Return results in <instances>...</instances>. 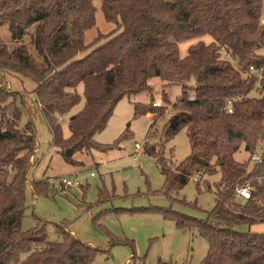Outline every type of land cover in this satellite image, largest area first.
I'll return each mask as SVG.
<instances>
[{
    "label": "trees",
    "instance_id": "16d2710c",
    "mask_svg": "<svg viewBox=\"0 0 264 264\" xmlns=\"http://www.w3.org/2000/svg\"><path fill=\"white\" fill-rule=\"evenodd\" d=\"M99 2L104 19L118 31L88 49L83 34L94 24L92 0H0V80L8 76L34 82L51 144L68 164L75 163L76 153L116 148L121 139L103 145L93 136L105 127L122 97L150 90L156 81L167 103L172 101L167 89L179 86L182 93L176 105L173 101L176 108L162 135L167 140L184 127L190 154L170 172L161 156L148 147L143 150L164 174V192L181 188L194 176L218 172L215 204L204 219L169 207L155 211L207 241V253L198 264H264V230H250L264 223V146L259 160L248 166L264 143V69L259 81L249 73L250 66L264 68V56L258 52L264 48L263 0ZM205 34L213 40L189 45L180 57L179 42ZM190 80L195 82L192 96L185 90ZM79 87L84 104L69 118V134L63 137L57 116L79 102ZM9 97L1 87L0 264H88L99 250L64 228H57L62 241H49L44 221L22 227L27 185L38 195L81 184L59 190L47 179L27 182L36 133L31 121L18 126L21 109ZM229 100L231 112L226 110ZM154 102L150 96L148 103H133L134 116H163L165 105ZM239 150L247 153V160L233 157ZM245 184L250 192L246 199L238 195ZM236 224L248 228L238 230Z\"/></svg>",
    "mask_w": 264,
    "mask_h": 264
},
{
    "label": "rangeland",
    "instance_id": "374dc122",
    "mask_svg": "<svg viewBox=\"0 0 264 264\" xmlns=\"http://www.w3.org/2000/svg\"><path fill=\"white\" fill-rule=\"evenodd\" d=\"M92 3L95 5L94 24L83 34L88 49L118 31L113 23L104 19L99 0H92ZM261 17H264V0ZM4 40L12 46L6 35ZM212 40L205 34L181 41L178 43L179 55L185 56L191 44ZM258 52L264 56V48ZM155 82L150 90L122 97L115 104L105 127L94 133L93 138L103 145L121 139L116 148L102 153H76L75 163L68 164L51 144L52 133L33 91L34 82L29 78L20 81L8 76L0 80V88L11 94L8 100L14 101L21 109L18 126L31 121L35 129L37 143L29 157L27 182L47 179L57 184L58 177L74 176L81 184L68 191L54 189L38 195H34L27 185L28 206L22 220L24 229L42 220L47 239L62 241L63 236L57 228H64L81 242L99 250L88 264H198L202 261L207 253V241L196 230L184 232L178 229L155 208L169 207L196 218H206L207 211L215 204L213 182L219 178V173L194 176L181 188L164 192L165 176L156 159L143 148L148 147L155 155L161 156L163 168L170 172L190 154L191 149L184 127L167 140L162 135L164 124L176 108L175 98L182 93L180 87L167 89L172 101L165 103L160 96L159 82ZM194 87L195 82L190 80L185 88L189 96L193 95ZM78 89L79 102L67 113L57 116L63 137L69 134V118L84 104L81 87ZM150 96L165 105L163 116L155 120L151 119L153 113L134 116L133 103H148ZM124 134L127 137L123 139ZM261 153L260 145L256 154ZM233 157L244 161L248 155L239 150ZM255 161L249 159L248 166H253ZM235 228L245 230L248 226L236 224ZM250 230L263 231L264 223L251 225Z\"/></svg>",
    "mask_w": 264,
    "mask_h": 264
},
{
    "label": "built area",
    "instance_id": "2783aa9c",
    "mask_svg": "<svg viewBox=\"0 0 264 264\" xmlns=\"http://www.w3.org/2000/svg\"><path fill=\"white\" fill-rule=\"evenodd\" d=\"M260 21H261V23L264 24V17H261ZM227 57L230 60V62L235 64V61L231 57H229V56H227ZM263 69L264 68L262 66H259V67L250 66L249 67V73L253 74L256 77V80L259 81L261 79ZM153 104L159 105V102H154ZM226 110H227V112H231V101L230 100L226 102ZM263 146H264V143L261 144V147H263ZM251 158L254 160H257V159H259V155L254 154ZM57 180H58V182H57V184H55V187H57L59 190L63 187L79 184V181L76 178H73L70 176L58 177ZM50 182L54 183L53 180H50ZM249 194H250V192H249V187L247 184H245L242 188H240L238 190V195L242 198H245V199L248 198Z\"/></svg>",
    "mask_w": 264,
    "mask_h": 264
}]
</instances>
